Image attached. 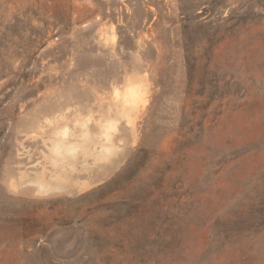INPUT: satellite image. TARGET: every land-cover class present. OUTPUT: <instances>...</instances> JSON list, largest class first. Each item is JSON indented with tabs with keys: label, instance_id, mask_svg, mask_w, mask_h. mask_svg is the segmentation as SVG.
I'll return each mask as SVG.
<instances>
[{
	"label": "rangeland",
	"instance_id": "rangeland-1",
	"mask_svg": "<svg viewBox=\"0 0 264 264\" xmlns=\"http://www.w3.org/2000/svg\"><path fill=\"white\" fill-rule=\"evenodd\" d=\"M0 264H264V0H0Z\"/></svg>",
	"mask_w": 264,
	"mask_h": 264
},
{
	"label": "bare ground",
	"instance_id": "bare-ground-1",
	"mask_svg": "<svg viewBox=\"0 0 264 264\" xmlns=\"http://www.w3.org/2000/svg\"><path fill=\"white\" fill-rule=\"evenodd\" d=\"M53 148L58 164H63V160L65 162H74L79 158L82 152L89 151V148L84 150L82 147L76 146L75 142L62 140L55 141Z\"/></svg>",
	"mask_w": 264,
	"mask_h": 264
}]
</instances>
